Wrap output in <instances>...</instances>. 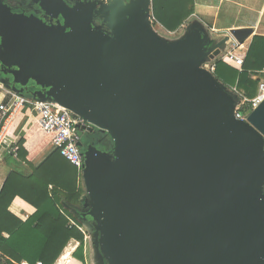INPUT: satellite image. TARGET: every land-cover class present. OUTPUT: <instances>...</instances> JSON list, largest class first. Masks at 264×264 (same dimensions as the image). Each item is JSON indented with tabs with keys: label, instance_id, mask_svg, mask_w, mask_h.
<instances>
[{
	"label": "water",
	"instance_id": "obj_1",
	"mask_svg": "<svg viewBox=\"0 0 264 264\" xmlns=\"http://www.w3.org/2000/svg\"><path fill=\"white\" fill-rule=\"evenodd\" d=\"M152 14L153 0H0V83L111 137L84 152L100 264H264V99L237 120L203 67L230 35L169 41Z\"/></svg>",
	"mask_w": 264,
	"mask_h": 264
},
{
	"label": "trees",
	"instance_id": "obj_2",
	"mask_svg": "<svg viewBox=\"0 0 264 264\" xmlns=\"http://www.w3.org/2000/svg\"><path fill=\"white\" fill-rule=\"evenodd\" d=\"M193 11L194 0H153L156 22L171 32L177 31ZM215 64L214 74L221 83L229 89L237 86L245 96L254 98L260 80L253 76L264 69V36L254 37L242 66L226 59H218ZM39 127L43 135L40 145L27 146L24 135L18 142L17 158L8 156L12 170L0 191V258H3L0 263L55 264L67 244L75 239L79 246L71 258L87 264L85 235L80 230L85 189L77 168L59 149L53 148L39 164L33 163L35 154L50 144L53 137ZM108 145L110 151L111 141ZM23 163L30 171L24 169ZM16 198L36 209L28 219L23 220L11 210ZM74 210L82 214L76 215Z\"/></svg>",
	"mask_w": 264,
	"mask_h": 264
},
{
	"label": "crops",
	"instance_id": "obj_3",
	"mask_svg": "<svg viewBox=\"0 0 264 264\" xmlns=\"http://www.w3.org/2000/svg\"><path fill=\"white\" fill-rule=\"evenodd\" d=\"M151 19L154 24L157 23L159 28L164 29L170 36L169 41L179 40L187 31L195 28L200 29L204 33H209L210 38L218 37L221 40L227 36L228 31L231 29L253 27L255 33L252 38L246 42L248 47V50L246 51L247 56L254 37L264 36V0H194V11L192 15L189 16L185 23L175 32L167 30L159 22H156L154 12ZM177 33H179V35H177ZM217 42L215 41V43ZM225 50L226 47L221 49L220 55L213 59L214 63H216L218 59H223L222 56L225 55ZM3 87L6 88L5 86ZM5 95L6 93H0V104L2 102H7L8 97L5 99ZM7 126L9 139L17 145L24 135H26L27 138L26 145L32 148L36 143L40 145V143L43 142V139H41V137L43 138V135L41 134V129L39 127L38 115L31 106H26L18 113L14 114L9 119ZM52 149L53 147L51 144L45 146L40 152L35 154L33 163L35 165L39 164ZM9 154L10 153H6L3 160L0 162V191L9 172L12 170V166L8 160ZM22 166L26 171H30L29 167L24 163ZM11 210L16 215L20 216V218L26 220L36 209L23 199L16 198ZM78 246L79 242L72 239L67 244L55 264H80L71 258ZM85 256L87 259L88 252ZM86 262H88V259Z\"/></svg>",
	"mask_w": 264,
	"mask_h": 264
},
{
	"label": "built area",
	"instance_id": "obj_4",
	"mask_svg": "<svg viewBox=\"0 0 264 264\" xmlns=\"http://www.w3.org/2000/svg\"><path fill=\"white\" fill-rule=\"evenodd\" d=\"M227 35H230V39L225 44V55L222 58L233 60L242 66L245 62L246 51L248 50L246 42L239 43L230 31H228ZM215 66L216 64L213 60L203 65L204 68L212 73L215 72ZM253 77L255 79L259 78L260 81L258 93L252 99L245 96L237 86L230 88V91L236 97L234 115L237 120H247L249 113L261 103L259 99L264 96V69L257 72ZM0 93H6L5 99L8 97L7 102L0 104V162L6 153L12 154L15 158L18 156V145L13 143L8 137L9 131L7 125L9 119L24 107L31 106L37 112L38 122L42 129L53 135L50 143L52 147L59 149L61 155L77 168L79 179L83 183L85 156L80 147V140L82 132L87 131L90 126L88 122L73 114L67 108L49 100L37 101L27 95L6 89L2 85H0ZM20 264L30 263L24 261ZM37 264L44 263L38 261Z\"/></svg>",
	"mask_w": 264,
	"mask_h": 264
},
{
	"label": "rangeland",
	"instance_id": "obj_5",
	"mask_svg": "<svg viewBox=\"0 0 264 264\" xmlns=\"http://www.w3.org/2000/svg\"><path fill=\"white\" fill-rule=\"evenodd\" d=\"M96 24L98 25V23H96ZM154 28L156 30H158V32L161 34V36L163 38H165L166 40H170V36L165 32L164 29L159 28V25L157 23L154 24ZM206 34L209 35V37H210V34L209 33H206ZM177 35H179V33H177ZM210 39H214L216 42L217 41H220V38H218V37H212ZM28 96H30V95H28ZM110 141H111V145H112L113 142H112L111 137H110ZM105 151H107V150H105ZM81 186L84 187V184L82 183ZM84 189H85V187H84ZM85 195H86V190H85ZM83 208H84V211H85L86 210L85 206H83ZM83 208H82V210H83ZM82 223H83V226L80 227V230L85 235V248H87V249H85V254L88 252V257H87L88 262L87 263L88 264H100V260L96 256L95 243H94V237H93V234H94L93 226L89 222H86V221H82ZM0 260H3V258L1 257ZM3 262H5V260Z\"/></svg>",
	"mask_w": 264,
	"mask_h": 264
},
{
	"label": "flooded vegetation",
	"instance_id": "obj_6",
	"mask_svg": "<svg viewBox=\"0 0 264 264\" xmlns=\"http://www.w3.org/2000/svg\"><path fill=\"white\" fill-rule=\"evenodd\" d=\"M19 4H17V6H18ZM20 7H21V5H19ZM24 7V6H23ZM94 22H95V24L96 23H99L100 24V22L98 21V19H95L94 20ZM98 140L103 144V142H104V144H107V147L106 146H104L103 147V145H101L99 142H98ZM90 142H93V143H95L96 144V146L98 147V148H100V149H103V150H109L108 148V144L110 143V137H109V135L108 134H104V133H100V132H98V131H94L93 133H91V132H89V131H83L82 132V136H81V140H80V145H83L82 146V152L84 153L85 151H86V145L88 144V143H90Z\"/></svg>",
	"mask_w": 264,
	"mask_h": 264
},
{
	"label": "bare ground",
	"instance_id": "obj_7",
	"mask_svg": "<svg viewBox=\"0 0 264 264\" xmlns=\"http://www.w3.org/2000/svg\"><path fill=\"white\" fill-rule=\"evenodd\" d=\"M263 98H264V96L259 99V102L262 101Z\"/></svg>",
	"mask_w": 264,
	"mask_h": 264
}]
</instances>
